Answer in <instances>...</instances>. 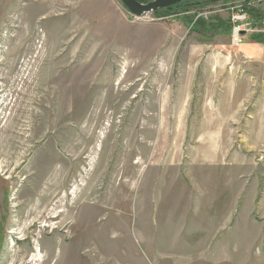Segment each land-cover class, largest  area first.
<instances>
[{
    "label": "rangeland",
    "instance_id": "obj_1",
    "mask_svg": "<svg viewBox=\"0 0 264 264\" xmlns=\"http://www.w3.org/2000/svg\"><path fill=\"white\" fill-rule=\"evenodd\" d=\"M212 1L0 0V264H264V0Z\"/></svg>",
    "mask_w": 264,
    "mask_h": 264
},
{
    "label": "crops",
    "instance_id": "obj_2",
    "mask_svg": "<svg viewBox=\"0 0 264 264\" xmlns=\"http://www.w3.org/2000/svg\"><path fill=\"white\" fill-rule=\"evenodd\" d=\"M187 22V20H185ZM181 26L183 27V30L187 28V25H185V22L183 23L181 21ZM245 38V37H244ZM131 39H134V36L131 37ZM251 42V41H250ZM255 44V43H254ZM259 44H249V48H251V46H256L254 48H258ZM253 48V47H252ZM259 50L257 49H251L250 53L253 55L255 52H257ZM182 82V80H181ZM188 86L189 88L187 90H181V108L178 105V108L173 110L170 109L165 110L164 112L161 110V112H157L155 114V116H159V117H181V118H187V117H193L196 114H199L198 111L192 110V106H191V98L193 97V87H194V83H195V79L190 78L188 81ZM182 84V83H181ZM190 102V105H189ZM163 103V101H159V105H161ZM187 129L186 127L181 124V134L186 132ZM210 133V137L208 139V141L206 142L207 146L206 149L210 150V154L208 155L207 153H202L199 152L200 150L203 149V146L199 145V138H193V143L195 145H193V150L194 152L191 154V152L189 153V155L185 158V160L187 161V164L191 170L192 168V164H196V163H201V161L203 159H210V160H214L215 162H219L220 159H226L229 153H225L224 154V150H228V146L226 140L223 137V132L220 131V127H216L213 131H209ZM225 141V142H224ZM182 160V158H181ZM184 160V159H183ZM190 161V162H189ZM194 172L196 171L195 168ZM189 170V169H188ZM193 171V170H192Z\"/></svg>",
    "mask_w": 264,
    "mask_h": 264
},
{
    "label": "water",
    "instance_id": "obj_3",
    "mask_svg": "<svg viewBox=\"0 0 264 264\" xmlns=\"http://www.w3.org/2000/svg\"><path fill=\"white\" fill-rule=\"evenodd\" d=\"M185 1L188 0H150L145 3H140L137 0H120L125 11L135 19L143 18L145 15L165 10ZM218 1L224 0H213L212 2Z\"/></svg>",
    "mask_w": 264,
    "mask_h": 264
},
{
    "label": "built area",
    "instance_id": "obj_4",
    "mask_svg": "<svg viewBox=\"0 0 264 264\" xmlns=\"http://www.w3.org/2000/svg\"><path fill=\"white\" fill-rule=\"evenodd\" d=\"M250 24L246 19L240 17H234L232 25V43L235 46L241 45L242 34L252 33L250 30Z\"/></svg>",
    "mask_w": 264,
    "mask_h": 264
},
{
    "label": "bare ground",
    "instance_id": "obj_5",
    "mask_svg": "<svg viewBox=\"0 0 264 264\" xmlns=\"http://www.w3.org/2000/svg\"><path fill=\"white\" fill-rule=\"evenodd\" d=\"M53 206H52V208H53ZM53 210H54V208L51 211L54 212ZM68 217H69V208H68V204L65 203V215H64V220L63 221L65 222L68 219ZM44 244H45V246L46 245L50 246L52 243L50 241H45ZM35 247H36V249H33L34 253L31 256V260H32V262H35V263L36 262H41L40 259L43 257V256L41 257V253H42L44 248L42 249V247H40L39 245H36ZM44 250H45L46 256L44 257V259H42V262H43V264H48V262H49V260L51 258V254L47 253L46 249H44Z\"/></svg>",
    "mask_w": 264,
    "mask_h": 264
},
{
    "label": "flooded vegetation",
    "instance_id": "obj_6",
    "mask_svg": "<svg viewBox=\"0 0 264 264\" xmlns=\"http://www.w3.org/2000/svg\"><path fill=\"white\" fill-rule=\"evenodd\" d=\"M193 0H188V1H185V2H182L181 3V7L182 6H185V5H187L188 3H191ZM26 60V59H25ZM0 70H1V68H0ZM0 80H2V77H0ZM6 81H4L3 80V82L2 83H0L1 84V86H3V87H5L6 86ZM0 88V94H2L3 93V91H4V88ZM0 97H1V95H0ZM5 209H6V207H5ZM7 212V211H6ZM2 215H5V219H7V217H6V213H1ZM0 214V245H1V242L3 241V229H5V228H10V226H7L6 224H5V222H4V216L2 217V215ZM6 231V230H5ZM14 231H6V233H8V234H12Z\"/></svg>",
    "mask_w": 264,
    "mask_h": 264
},
{
    "label": "trees",
    "instance_id": "obj_7",
    "mask_svg": "<svg viewBox=\"0 0 264 264\" xmlns=\"http://www.w3.org/2000/svg\"><path fill=\"white\" fill-rule=\"evenodd\" d=\"M137 1L140 2V3H144V2H147V1H150V0H137ZM199 1H201V0H199ZM224 1L227 2V1H230V0H224ZM210 2H211V1H210ZM180 4H181V3H180ZM178 5H179V4H178ZM178 5H176V6H178ZM173 7H174V6H173ZM173 7L167 8V9H165V10L157 11V12H155V13H153V14H159V13H161L162 11H168V10H171ZM186 10H187V9H186ZM252 12H253V11H249V15H251L252 18L255 19V21H253V22H255V23H259V22H260V19L257 18L258 16L252 14ZM252 41L258 43V41L255 40V38H252Z\"/></svg>",
    "mask_w": 264,
    "mask_h": 264
}]
</instances>
